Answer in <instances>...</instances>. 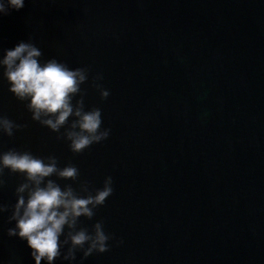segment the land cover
Segmentation results:
<instances>
[{"label": "water", "instance_id": "95a60500", "mask_svg": "<svg viewBox=\"0 0 264 264\" xmlns=\"http://www.w3.org/2000/svg\"><path fill=\"white\" fill-rule=\"evenodd\" d=\"M22 41L41 63L87 67L86 109L110 129L73 155L0 79V112L27 125L0 151L55 155L93 190L113 178L94 219L81 218L89 230L103 221L110 250L71 264H264V0H25L0 16V51ZM3 179L0 201L12 205L23 177ZM8 215L0 264H34L26 242L7 237Z\"/></svg>", "mask_w": 264, "mask_h": 264}, {"label": "clouds", "instance_id": "9594fccd", "mask_svg": "<svg viewBox=\"0 0 264 264\" xmlns=\"http://www.w3.org/2000/svg\"><path fill=\"white\" fill-rule=\"evenodd\" d=\"M24 2L0 0V16L19 11ZM42 55L30 41L0 51V79L8 83V92L24 104L32 122L56 134L55 139L66 143L73 155L108 139L110 129L101 127L100 108L85 106L86 92L81 86L88 82L90 70L70 68L55 58L41 63ZM102 80L103 75L98 73L91 84L101 101L110 95ZM26 126L0 112V138H11ZM5 171L23 180L15 188L14 204L0 201V218L9 213L7 223L14 226L6 235L26 242L34 264H54L57 259L71 264L77 252L82 253L83 260L110 250L109 241L114 237L105 232L103 221H96L89 230L81 226V218L92 221L95 210L113 194L111 176L104 178L101 188L93 190L80 181L75 165L61 167L55 155L36 156L15 148L0 151V191L5 185ZM57 181L71 183L61 186Z\"/></svg>", "mask_w": 264, "mask_h": 264}]
</instances>
